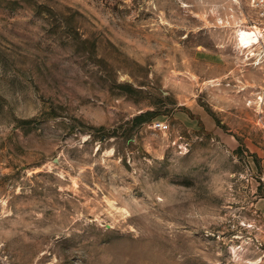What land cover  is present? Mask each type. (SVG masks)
<instances>
[{
	"label": "rangeland",
	"instance_id": "374dc122",
	"mask_svg": "<svg viewBox=\"0 0 264 264\" xmlns=\"http://www.w3.org/2000/svg\"><path fill=\"white\" fill-rule=\"evenodd\" d=\"M254 23L245 0H0V264H264Z\"/></svg>",
	"mask_w": 264,
	"mask_h": 264
},
{
	"label": "built area",
	"instance_id": "2783aa9c",
	"mask_svg": "<svg viewBox=\"0 0 264 264\" xmlns=\"http://www.w3.org/2000/svg\"><path fill=\"white\" fill-rule=\"evenodd\" d=\"M239 1V0H236ZM256 13V23L250 25L251 30L256 34V40L251 44V48H257L264 52V0H245ZM158 124L166 127L167 124L158 121Z\"/></svg>",
	"mask_w": 264,
	"mask_h": 264
},
{
	"label": "bare ground",
	"instance_id": "6f19581e",
	"mask_svg": "<svg viewBox=\"0 0 264 264\" xmlns=\"http://www.w3.org/2000/svg\"><path fill=\"white\" fill-rule=\"evenodd\" d=\"M251 29V27L236 28V44L242 50L246 49L247 54L251 51L250 45L256 40V34Z\"/></svg>",
	"mask_w": 264,
	"mask_h": 264
}]
</instances>
